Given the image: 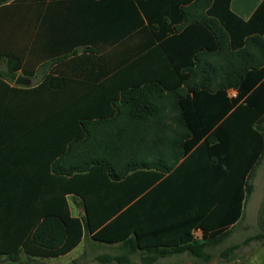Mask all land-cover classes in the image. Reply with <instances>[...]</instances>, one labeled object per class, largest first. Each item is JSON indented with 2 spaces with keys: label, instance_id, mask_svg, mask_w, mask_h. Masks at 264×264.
<instances>
[{
  "label": "trees",
  "instance_id": "1",
  "mask_svg": "<svg viewBox=\"0 0 264 264\" xmlns=\"http://www.w3.org/2000/svg\"><path fill=\"white\" fill-rule=\"evenodd\" d=\"M27 1L0 0V10L11 12L0 18V57L9 67L0 85L12 91L18 88L3 79L28 72L18 35L28 22L20 11ZM137 3L152 45L148 71L157 69L158 77L118 94L65 95L52 90L59 87L53 77L36 93L25 91L52 100L34 118L63 125L54 128L52 209L7 254L10 264L65 254L83 239L84 252L69 264H135L136 257L181 264L166 261L181 254L207 264L242 217L264 158V0L247 20L230 0ZM67 193L83 200L85 215L67 211ZM257 225L219 256L243 261L249 254L236 250L264 244V199ZM198 228L201 238L193 234Z\"/></svg>",
  "mask_w": 264,
  "mask_h": 264
},
{
  "label": "crops",
  "instance_id": "2",
  "mask_svg": "<svg viewBox=\"0 0 264 264\" xmlns=\"http://www.w3.org/2000/svg\"><path fill=\"white\" fill-rule=\"evenodd\" d=\"M262 1L230 0V8L247 20ZM20 9L22 16L28 18L27 25L18 32L24 39L23 65L32 75L18 69L14 79H3L17 91L0 85V256L5 258L12 250L21 248L54 202V128L63 123L34 118L36 109L52 100L25 91L36 93L44 79L53 77L59 87L52 89L48 84L46 93L60 89L62 94L72 96L118 94L124 86L159 76L154 74L157 69L148 71L149 64L154 62H150L149 54L152 45H147L149 31L137 0H28ZM6 11L0 10V18L11 13ZM155 61L158 63L159 58ZM8 70L7 59L0 57V72ZM21 76L27 81H18ZM230 93L234 95L236 91L232 89ZM65 199L72 216L85 215L79 196L67 193ZM246 204L233 229L244 219ZM211 208L207 212L210 217ZM193 234L201 238V228L193 230ZM79 246L82 252L71 256ZM85 247L83 239L65 254L32 260L34 264H53V259L69 257L64 263H54L69 264ZM20 254L27 258L25 251ZM183 255L186 254L175 257L184 259ZM253 259L225 264L264 261L258 258L256 263Z\"/></svg>",
  "mask_w": 264,
  "mask_h": 264
},
{
  "label": "rangeland",
  "instance_id": "3",
  "mask_svg": "<svg viewBox=\"0 0 264 264\" xmlns=\"http://www.w3.org/2000/svg\"><path fill=\"white\" fill-rule=\"evenodd\" d=\"M253 183H254V191L247 201L244 219L233 229L232 233L225 240H223L218 246L212 249L213 259L207 264H225L228 262H232V261H226L225 259L221 258L219 256L220 251H222L223 249L234 243L241 242L246 236L254 234L257 231L258 214L264 199V158L256 170V176L254 177ZM255 243L256 242H252L251 245H246L241 247L240 249L236 250L235 255L242 256L245 254H249L247 255L245 260L249 261L250 259L254 258L253 261L256 263L258 262V258L264 260V244L256 245ZM252 248L254 249V251H252V253L250 254ZM106 250L108 249L105 248L99 249V251H106ZM81 252H82V246H79L73 251L71 256H77ZM185 256L186 255H183L184 259H180V257H172L170 259H167L166 261L179 260V261H183L184 264L185 263L190 264L191 260L188 259L187 256L186 257ZM68 258L69 257H64L63 259H53L52 262L50 263L53 264L57 262L64 263L68 260ZM134 262L135 264H141L137 257L134 259ZM24 263L34 264L30 260L26 262L24 261ZM0 264H10V261L7 260V258H5L4 256H0ZM262 264H264V261Z\"/></svg>",
  "mask_w": 264,
  "mask_h": 264
},
{
  "label": "water",
  "instance_id": "4",
  "mask_svg": "<svg viewBox=\"0 0 264 264\" xmlns=\"http://www.w3.org/2000/svg\"><path fill=\"white\" fill-rule=\"evenodd\" d=\"M18 81H27L26 78H23L22 76L18 78Z\"/></svg>",
  "mask_w": 264,
  "mask_h": 264
}]
</instances>
